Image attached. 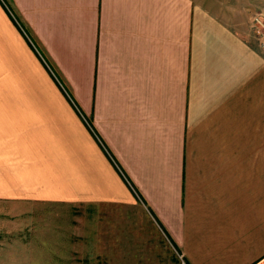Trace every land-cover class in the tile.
I'll use <instances>...</instances> for the list:
<instances>
[{"label": "crops", "instance_id": "0c3cea01", "mask_svg": "<svg viewBox=\"0 0 264 264\" xmlns=\"http://www.w3.org/2000/svg\"><path fill=\"white\" fill-rule=\"evenodd\" d=\"M248 5L0 0V254L17 250L0 264H55L25 253L62 250L44 207L135 203L186 264H264Z\"/></svg>", "mask_w": 264, "mask_h": 264}, {"label": "rangeland", "instance_id": "374dc122", "mask_svg": "<svg viewBox=\"0 0 264 264\" xmlns=\"http://www.w3.org/2000/svg\"><path fill=\"white\" fill-rule=\"evenodd\" d=\"M242 1L249 3L247 13L251 16L264 10V0H218V4ZM43 211L49 214L33 221L38 223V228L43 227L38 231L44 233V239L59 244L62 250L25 252L32 259H47L55 264L59 261L60 264H186L141 203L124 208L107 207L89 214L83 205L54 204ZM13 221H6V227L12 228ZM29 222L33 225L31 219ZM13 253L17 254V250L0 254V259L8 260ZM25 253L18 252L27 257Z\"/></svg>", "mask_w": 264, "mask_h": 264}, {"label": "built area", "instance_id": "2783aa9c", "mask_svg": "<svg viewBox=\"0 0 264 264\" xmlns=\"http://www.w3.org/2000/svg\"><path fill=\"white\" fill-rule=\"evenodd\" d=\"M250 30L252 36L259 42L260 48L264 51V10L257 11L251 16ZM180 257L182 258V256Z\"/></svg>", "mask_w": 264, "mask_h": 264}]
</instances>
